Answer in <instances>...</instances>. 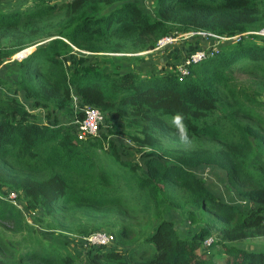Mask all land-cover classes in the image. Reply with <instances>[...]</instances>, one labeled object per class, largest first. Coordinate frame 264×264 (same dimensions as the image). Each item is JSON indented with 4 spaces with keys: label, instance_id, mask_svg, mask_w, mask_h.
<instances>
[{
    "label": "trees",
    "instance_id": "16d2710c",
    "mask_svg": "<svg viewBox=\"0 0 264 264\" xmlns=\"http://www.w3.org/2000/svg\"><path fill=\"white\" fill-rule=\"evenodd\" d=\"M140 1L30 0L0 10V65L34 47L13 62L14 78L0 76V264H264V251L235 245L264 238V167L249 166L264 154V34L257 33L264 0H153L152 14ZM186 32L226 40L205 46L212 52L182 76L173 64L151 74L122 70L125 55L104 66L107 53L152 50L158 39ZM85 106L103 122L113 117L109 127L119 124L146 149L143 170L102 130L78 139L75 126L58 119H80L76 110ZM176 114L186 142L172 124ZM201 165L222 173L232 201L189 170ZM169 207H188L189 224L194 209L207 222L181 237L161 218ZM35 208L44 228L81 236L114 229L129 248L86 245L75 256L46 246L25 217ZM4 229L20 241L19 252Z\"/></svg>",
    "mask_w": 264,
    "mask_h": 264
},
{
    "label": "rangeland",
    "instance_id": "374dc122",
    "mask_svg": "<svg viewBox=\"0 0 264 264\" xmlns=\"http://www.w3.org/2000/svg\"><path fill=\"white\" fill-rule=\"evenodd\" d=\"M50 2H61V1H67V0H48ZM28 3H30V0H0V10L3 11H10L15 10L18 8L25 7ZM140 6L143 9L142 11L148 14H152V3L153 0H141ZM264 28L257 31V33L264 34ZM179 33L174 36H168L171 38H174L173 41L170 43H167L166 45H161L159 48H153L152 50H143L140 52L135 53H107V55L104 57V66H113L114 64L118 63L119 56L125 55L131 58L129 61H126L121 64L122 70H132L139 74L141 73H156L160 67L163 66H169L170 64H173L175 68H177L179 62L177 61L178 57L186 56L188 53L194 51L198 48H203L205 46H210L211 48L214 47V49L217 47V44H221L226 39L220 38V42H217L216 40H213V38L209 39L208 37H205L202 34H199V32L196 33ZM199 34V35H198ZM200 36V37H197ZM219 38V37H218ZM213 42V43H212ZM41 43V42H40ZM209 43H212L211 45H208ZM157 44V43H156ZM34 49V47L31 48H25L22 50H27L26 52H30ZM21 58H17L16 54H13L9 60L2 62L0 65V76L5 79H12L16 75V65L13 63L14 61H18ZM169 64V65H168ZM10 93V92H9ZM31 112H34L33 108L29 109ZM40 112V110L37 111V114ZM44 113V111H42ZM41 118V116H40ZM58 119L62 122H70V119H67L66 117H58ZM112 124H116L113 117H106L105 121L103 122V126L100 127L101 133L106 134L107 139L111 140L113 143V147L116 152L119 153L121 158H124L125 160H129L131 162L137 163L138 166L143 170L142 167V160L141 156H139V151H143L146 149H141L137 147L135 144L132 143L129 138L124 135L120 125L118 124V127L115 129L112 127H109ZM126 131V130H125ZM127 132V131H126ZM163 146H172V143L168 140H162ZM105 147V143L103 144ZM262 165L264 167V154H261L260 156H253L251 160L249 161V166L254 165ZM190 171H192L195 175L202 178L204 182H206L211 188L212 191H214L216 194L220 195L221 198L225 201H232L234 197L227 192L224 184L223 175L220 171H218L215 168H212L210 166H197L193 168H189ZM159 200L162 199L161 195L158 193ZM233 197V198H232ZM188 209V207L182 208L179 211L174 208H167L164 209L161 213V218L170 220L174 227L176 228L178 234L181 237H189L192 235L195 231H197L200 227H202L204 224H206L207 219L204 216L203 213H200L196 209L195 212L193 208L191 210L195 213L196 216V222L187 223L186 216L183 215V210ZM133 213H131L132 215ZM26 220L33 224L35 227H38L37 232L39 233V236L43 239V242L46 246L55 247L58 248L60 251L64 253H70L72 255L80 254L79 252L83 251L80 250L78 244L75 245L74 241L77 238L82 237L81 235L72 234L71 232L56 230V229H47L44 228L43 225L47 223L43 211L40 208H35L34 211L30 213H25ZM160 218L153 219L151 229H154L157 222ZM134 219L131 218V223L135 227L136 224L134 223ZM196 223V224H195ZM143 223H140L139 226ZM72 230V229H70ZM104 230V229H102ZM106 231H109L111 234H114V229H108ZM3 236L5 238V241H7V244L9 246L13 247L16 252H19L21 249L20 241L17 237L12 235L8 230L4 229ZM211 236L214 237V233L212 232ZM114 237V236H113ZM138 238V237H137ZM136 239L133 238L132 241ZM140 239H136V241H139ZM114 238V242H115ZM135 241V243H136ZM113 242V244H114ZM117 242V241H116ZM120 244L119 242H117ZM235 245L247 248L251 250H260L264 251V238H256L251 239L247 242L242 243H235ZM121 249L127 250L129 247L128 245H119ZM213 249V248H212Z\"/></svg>",
    "mask_w": 264,
    "mask_h": 264
},
{
    "label": "built area",
    "instance_id": "2783aa9c",
    "mask_svg": "<svg viewBox=\"0 0 264 264\" xmlns=\"http://www.w3.org/2000/svg\"><path fill=\"white\" fill-rule=\"evenodd\" d=\"M193 33V32H188ZM200 33V32H199ZM202 34V33H201ZM174 38L165 36L157 40L156 48H159L161 45H166L173 41ZM155 48V47H154ZM212 49L208 47H203L195 49L194 51L188 53L186 56H183L176 68L178 75L182 76L187 73V65L195 63L206 56L207 53H211ZM73 102H75V97ZM76 112L82 113V118H75L70 121L75 126L76 138L82 139L87 136H97L100 130V127L103 125V115L102 113L91 106H85L76 110ZM9 198H13V193H8ZM84 239L85 245H107L113 243L114 237L111 233L105 231H95L91 232L82 237ZM212 241V238L207 237L204 239V244L208 245Z\"/></svg>",
    "mask_w": 264,
    "mask_h": 264
},
{
    "label": "clouds",
    "instance_id": "9594fccd",
    "mask_svg": "<svg viewBox=\"0 0 264 264\" xmlns=\"http://www.w3.org/2000/svg\"><path fill=\"white\" fill-rule=\"evenodd\" d=\"M172 124L178 129L180 139L182 141L186 142L187 141V129H186V126L183 123L182 115L176 114L175 116H173L172 117Z\"/></svg>",
    "mask_w": 264,
    "mask_h": 264
},
{
    "label": "crops",
    "instance_id": "0c3cea01",
    "mask_svg": "<svg viewBox=\"0 0 264 264\" xmlns=\"http://www.w3.org/2000/svg\"><path fill=\"white\" fill-rule=\"evenodd\" d=\"M179 58H180V57H179ZM179 58H177V59H179ZM180 60H181V59H180ZM179 62H180V61H179ZM74 243H75V245L78 244L80 250H82L84 247H86L85 242H84V239H83L82 237L77 238V239L74 241Z\"/></svg>",
    "mask_w": 264,
    "mask_h": 264
},
{
    "label": "water",
    "instance_id": "95a60500",
    "mask_svg": "<svg viewBox=\"0 0 264 264\" xmlns=\"http://www.w3.org/2000/svg\"><path fill=\"white\" fill-rule=\"evenodd\" d=\"M31 47H33V46H30V47H27V48H31ZM25 51H27V50H21V51L17 52L16 53V57L17 58H23V57H25L27 54H29L31 52L30 51L29 53L28 52L25 53Z\"/></svg>",
    "mask_w": 264,
    "mask_h": 264
}]
</instances>
